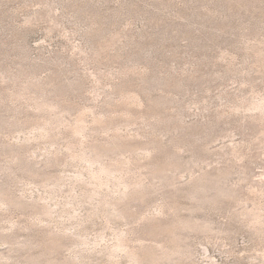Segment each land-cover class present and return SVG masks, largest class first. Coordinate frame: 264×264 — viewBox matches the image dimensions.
Here are the masks:
<instances>
[{"label":"rangeland","instance_id":"rangeland-1","mask_svg":"<svg viewBox=\"0 0 264 264\" xmlns=\"http://www.w3.org/2000/svg\"><path fill=\"white\" fill-rule=\"evenodd\" d=\"M0 264H264V0H0Z\"/></svg>","mask_w":264,"mask_h":264},{"label":"bare ground","instance_id":"bare-ground-1","mask_svg":"<svg viewBox=\"0 0 264 264\" xmlns=\"http://www.w3.org/2000/svg\"><path fill=\"white\" fill-rule=\"evenodd\" d=\"M85 157H87V156H85ZM83 158H84V157H83ZM87 158H88V157H87ZM87 158H85V159H87ZM88 159H89V158H88ZM88 161H90V160H88ZM97 161H98V160H97ZM103 168H104V169H102L101 172H99L100 170H99V171H95V172L97 173V175H96V173H94V175H96L95 177H101V175L104 174L103 172H106V171H107L106 174H107V173H108V174L111 173V171H109L110 168L108 169V167H107L108 170L105 169L106 167H103ZM104 175H105V174H104ZM100 179H101V178H100ZM100 179H99V180H100Z\"/></svg>","mask_w":264,"mask_h":264}]
</instances>
